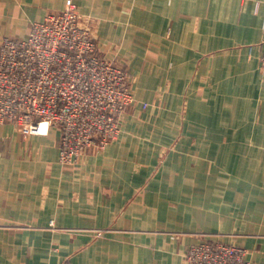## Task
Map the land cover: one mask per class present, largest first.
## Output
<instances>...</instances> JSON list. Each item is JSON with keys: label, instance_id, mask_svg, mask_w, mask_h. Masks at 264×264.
<instances>
[{"label": "crops", "instance_id": "1", "mask_svg": "<svg viewBox=\"0 0 264 264\" xmlns=\"http://www.w3.org/2000/svg\"><path fill=\"white\" fill-rule=\"evenodd\" d=\"M66 1L0 0V45ZM71 1L134 103L71 164L59 128L0 123V264H186L203 239L264 264V0Z\"/></svg>", "mask_w": 264, "mask_h": 264}, {"label": "built area", "instance_id": "2", "mask_svg": "<svg viewBox=\"0 0 264 264\" xmlns=\"http://www.w3.org/2000/svg\"><path fill=\"white\" fill-rule=\"evenodd\" d=\"M260 65L264 71V39ZM134 103L124 66L103 56L67 0L63 9L31 23L25 38L4 37L0 45V123L38 133L60 129L58 161L76 163L87 150L102 149L120 131ZM245 249L203 239L187 250L186 264H253Z\"/></svg>", "mask_w": 264, "mask_h": 264}, {"label": "rangeland", "instance_id": "3", "mask_svg": "<svg viewBox=\"0 0 264 264\" xmlns=\"http://www.w3.org/2000/svg\"><path fill=\"white\" fill-rule=\"evenodd\" d=\"M125 68V70L127 71V69H126V67H124ZM127 73H128V76H129V72L127 71ZM129 80H130V76H129ZM131 82V81H130Z\"/></svg>", "mask_w": 264, "mask_h": 264}]
</instances>
